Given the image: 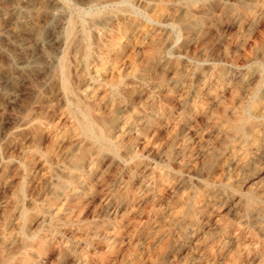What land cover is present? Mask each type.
I'll return each instance as SVG.
<instances>
[{"label": "rangeland", "instance_id": "374dc122", "mask_svg": "<svg viewBox=\"0 0 264 264\" xmlns=\"http://www.w3.org/2000/svg\"><path fill=\"white\" fill-rule=\"evenodd\" d=\"M194 1L187 28L184 0L0 2L1 35L26 23L15 49L0 41V245L15 264H264V0ZM128 18L97 73L94 42ZM64 53L77 93L114 118L113 152L75 128Z\"/></svg>", "mask_w": 264, "mask_h": 264}, {"label": "bare ground", "instance_id": "6f19581e", "mask_svg": "<svg viewBox=\"0 0 264 264\" xmlns=\"http://www.w3.org/2000/svg\"><path fill=\"white\" fill-rule=\"evenodd\" d=\"M1 1L6 3V0H0V2ZM111 1H113L116 7V11L131 14L132 12V7L130 4L131 0H111ZM194 2H195L194 0H184L186 11L182 19V23L184 24V27L186 28H187L186 19L189 15V9H191ZM26 12L29 14L31 11L27 10ZM100 15H101V12H96L97 17H99ZM9 20H12V19H9ZM9 24H10V21H9ZM131 24H132V21L131 19L128 18L123 25H121L120 27H116V28L111 27L110 29L107 30V34L104 33V36L102 38H99L98 40H96V42H94V44L96 45V57L98 59L97 73L98 71L104 68L109 52L116 47V40L119 38V36L128 32ZM25 31H26V23H24L23 21H20L18 18V15H16L15 19L6 28L5 32L2 35L0 34V41H2V43H4L5 45H9L10 47L12 46L14 48V46H16L15 38L19 37V35L24 33ZM74 32H75V23L73 20H69L66 25V31L64 32L65 33L64 44H65L66 49L73 47L75 44ZM91 44H93L91 41L86 42V46L88 48L91 46ZM157 50L158 48L157 46H155L151 53L152 55L151 61L157 58L158 56ZM4 54L6 56H9L8 53H6V51H4ZM45 58H47V56H45ZM89 61H90L89 56L88 57L86 56V58L84 59V65H88ZM42 66H43L42 59L34 58L29 63V66L26 71L28 73H32L34 71L41 69ZM55 70L61 76L60 88L68 100V104H69L68 113L73 117L75 128L79 131L81 137L84 140H88L90 142L94 140L99 141L102 144H104L107 150H109L110 152H113L115 148V142L112 140V129H113L114 118L112 116H107L108 114L105 116L101 114H97L94 104H88V101H86L88 98V95H86V93L83 95H79L77 91L75 90V88L71 85L69 81V62L67 60L66 53L62 54L59 57ZM260 72L262 74L261 81L264 82V67L260 69ZM261 81L258 83L257 91H259V85L262 83ZM113 98L114 99L112 101H115V100L118 101L119 94L116 93L115 95H113ZM90 99L92 100L93 98H90ZM93 101L94 99L92 100V103ZM259 103H260V97L258 95H255L251 102L250 108L251 109L256 108L259 105ZM240 121L241 120H239V122ZM243 121H245V117L243 118ZM246 121H248V118H246ZM234 128L238 129L237 125H234ZM240 133H243V131H241ZM81 157H82L81 153L77 157H74L75 162H78L79 159H81ZM250 207L253 210L258 211L260 206L257 207L254 200L251 199ZM21 218L25 220L26 213H22ZM24 247H27V244L24 243L21 249H23ZM4 248L5 247H1L0 245V264H15L14 261H17V260L19 261V259H14L12 255H9L8 253H6L4 251Z\"/></svg>", "mask_w": 264, "mask_h": 264}]
</instances>
